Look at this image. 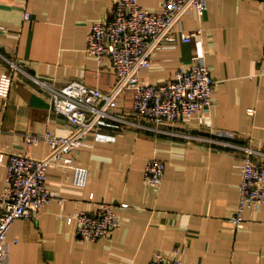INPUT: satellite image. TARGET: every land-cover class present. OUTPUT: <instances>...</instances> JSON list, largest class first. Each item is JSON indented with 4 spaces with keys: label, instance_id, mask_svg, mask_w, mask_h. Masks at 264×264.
Listing matches in <instances>:
<instances>
[{
    "label": "crops",
    "instance_id": "0c3cea01",
    "mask_svg": "<svg viewBox=\"0 0 264 264\" xmlns=\"http://www.w3.org/2000/svg\"><path fill=\"white\" fill-rule=\"evenodd\" d=\"M115 2L0 0V148L46 156L49 143L28 144L29 134L76 130L55 111L51 87L79 80L109 90L116 83L110 61L87 51L92 25L109 18ZM140 2L161 9L160 0ZM183 31L199 35L185 41ZM263 55L264 0H209L205 12L185 14L173 42L155 51L140 79L165 82L202 59L215 80L213 127L197 115L156 125L133 110L127 91L114 117L73 153L88 170L86 184L75 183L73 167L50 168L47 184L58 197L37 219L12 224L8 264H150L157 251L172 256L176 249L181 264H264V202L247 208L241 224L231 219L241 196L244 146L264 160ZM154 156L166 162L158 187L144 182ZM7 175L3 162L0 205ZM100 202L115 204L120 224L108 237L80 241L77 221L68 217L94 213Z\"/></svg>",
    "mask_w": 264,
    "mask_h": 264
},
{
    "label": "built area",
    "instance_id": "2783aa9c",
    "mask_svg": "<svg viewBox=\"0 0 264 264\" xmlns=\"http://www.w3.org/2000/svg\"><path fill=\"white\" fill-rule=\"evenodd\" d=\"M161 9L152 11L140 0H116L112 15L92 25L88 34L87 51L100 62L108 59L117 74L116 83L109 90L73 80L60 87H51L53 107L75 126L71 135L49 132L27 136L28 144L46 141L50 152L41 158L29 152H12L0 148V164L7 162L8 175L0 205V264L9 263L8 232L19 218L37 219L40 211L57 198L47 184L52 167H73L74 181L84 185L88 170L75 164L73 153L85 144V138L98 133L106 121L114 117L120 98L133 94V110L156 125L164 121H180L185 115H197L199 122L213 127L212 107L215 80L209 65L202 59L190 66L180 67L172 79L158 84H144L140 76L153 65L156 50L173 42L174 32L183 16L196 9L203 13L209 0H160ZM26 18L30 12H26ZM197 33L182 32L185 41H192ZM14 66L16 63L12 62ZM259 74H264L263 66ZM250 114L254 108H248ZM241 196L231 217L241 224L249 207L258 208L264 202V160L252 145L244 146ZM166 162L152 157L146 164L144 182L152 187L161 185ZM125 208L126 205L122 204ZM77 221L80 241L98 240L112 234L121 222V215L110 202H100L97 210H76L68 217ZM150 264H181L179 250L172 256L157 251Z\"/></svg>",
    "mask_w": 264,
    "mask_h": 264
}]
</instances>
